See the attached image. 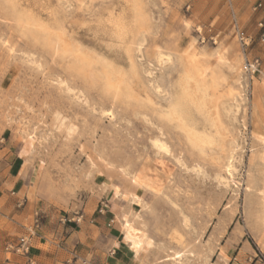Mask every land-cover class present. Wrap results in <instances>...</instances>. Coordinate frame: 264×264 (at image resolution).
I'll return each instance as SVG.
<instances>
[{
    "label": "rangeland",
    "instance_id": "374dc122",
    "mask_svg": "<svg viewBox=\"0 0 264 264\" xmlns=\"http://www.w3.org/2000/svg\"><path fill=\"white\" fill-rule=\"evenodd\" d=\"M133 2L145 27L133 37L139 78L128 91H115L104 84L102 61L122 62ZM234 20L252 40L245 55L264 59L257 26L264 0H0V139L29 155L22 174L40 232L51 217L80 226L105 217L130 234L129 251L140 252L145 264H211L239 250L249 264H264V166L257 158L262 147L251 137L254 121L264 134V69L252 80L232 71L244 59ZM192 42L235 90L220 100L219 131L200 120L198 133L210 139L202 147L169 118L175 64L157 61ZM219 47L226 63L214 59ZM80 53L92 60L85 70ZM159 83L167 95L156 92ZM133 195L140 204L130 203ZM4 226L6 246L27 235L0 221ZM173 252L181 263L169 259Z\"/></svg>",
    "mask_w": 264,
    "mask_h": 264
},
{
    "label": "crops",
    "instance_id": "0c3cea01",
    "mask_svg": "<svg viewBox=\"0 0 264 264\" xmlns=\"http://www.w3.org/2000/svg\"><path fill=\"white\" fill-rule=\"evenodd\" d=\"M2 145L0 139V221L5 220L27 234L34 228V218L37 216L41 220L36 205L27 193L26 187L29 185L22 174L25 170L24 161L29 155L21 154L22 149L17 150L14 142H10L7 147ZM26 166H29L28 163ZM31 179L32 174H29L28 182ZM104 207L97 211L101 216L108 213V206ZM101 220H87L80 226V220L75 222L65 216L51 217L44 225V231H36V235L31 238L29 258L6 252L4 237L7 233L4 226L0 230V264H70L74 259L73 264H78L79 260L90 264H145L140 260V252L132 254L129 251L130 241L118 229L115 219L107 221L103 217ZM25 223L28 228L24 227ZM46 245L48 249H45ZM248 261L251 259L239 250L236 254L225 252L211 264H249Z\"/></svg>",
    "mask_w": 264,
    "mask_h": 264
},
{
    "label": "bare ground",
    "instance_id": "6f19581e",
    "mask_svg": "<svg viewBox=\"0 0 264 264\" xmlns=\"http://www.w3.org/2000/svg\"><path fill=\"white\" fill-rule=\"evenodd\" d=\"M129 9L134 15L130 23L126 24L124 39L127 37L132 39L128 41L124 47H121L119 55L122 62L102 61L101 66V75L102 78H105V86L115 91H128L130 82L139 78L136 71V63L134 61L135 58L133 53L136 50L133 46L136 44L134 43L133 37L137 34H141L145 27L143 20L135 15V12L138 10L137 3H131ZM188 27L189 26L186 25V28ZM56 42L62 49L67 50L69 47V44L63 35H58L56 37ZM140 52L141 51H139V53ZM213 54L216 61H225V50L222 51L221 47L215 49ZM77 61L79 68L81 70H85L86 67L90 65L92 60L87 55V53H80ZM157 61L158 63L163 61L164 64L166 63L168 66L175 64L173 72H175L176 76L175 81H173V94L171 96V100L169 101V118L176 120L187 130L186 133L192 145L202 147L208 144L210 139L204 133H198L196 128L198 125H200V120H202L208 122L212 128L219 131L222 126L220 113L223 110L220 107L222 106L220 100L225 98L227 95H234L235 90L225 79L219 77L218 74H215L213 67L202 61L201 51L195 46L193 42L188 43V45L184 48H180L179 46L175 45L172 50L166 51L165 54H158ZM232 71H234V74L238 80L243 79L242 69L239 70V68L235 66L232 67ZM164 85H162V83L157 84L156 92L161 95L163 93L167 95V89L163 87ZM262 86H264V80L262 81ZM240 89H243V86H241ZM148 97L151 96L148 95ZM194 116H197L199 120H196ZM251 137L255 142L258 143V145L262 147V151L257 156V158L264 166V134L260 131L256 121H254L252 125ZM155 146L159 150L162 148L160 145ZM255 181L252 179V182ZM259 192L261 208L264 210V183ZM122 200H125V197H123ZM130 203L140 204L141 202L137 196L133 195L130 199ZM246 209H248V207H246ZM262 222L264 223V213L262 216ZM129 224V222L125 221L123 223V227L127 228ZM184 225L185 227L188 226L187 221L184 222ZM130 238V234H126L125 239L128 241ZM142 238L145 239L146 237L143 235ZM181 258L182 257L179 252H173V254L169 257L173 263H181Z\"/></svg>",
    "mask_w": 264,
    "mask_h": 264
},
{
    "label": "built area",
    "instance_id": "2783aa9c",
    "mask_svg": "<svg viewBox=\"0 0 264 264\" xmlns=\"http://www.w3.org/2000/svg\"><path fill=\"white\" fill-rule=\"evenodd\" d=\"M258 8L260 5L257 6ZM258 28L260 33L261 42L264 41V22L258 23ZM234 36L237 40V43L241 49V52L244 55L243 65H242V73L243 76L248 80H252V78L259 76L262 74L264 69V59L256 57V58H248L246 56V50L251 44L250 36L245 35L240 28H238L235 20L233 24ZM41 230V225L39 223V219L37 216L34 218V228L29 230L27 235L22 236L16 240L15 243H10L5 247L7 253H12L15 256L26 258L31 250V238L36 235V231ZM8 262V261H6ZM82 264H90L87 261H82Z\"/></svg>",
    "mask_w": 264,
    "mask_h": 264
}]
</instances>
